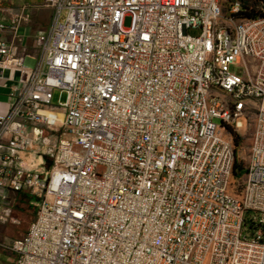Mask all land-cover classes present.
Here are the masks:
<instances>
[{
	"label": "built area",
	"instance_id": "1",
	"mask_svg": "<svg viewBox=\"0 0 264 264\" xmlns=\"http://www.w3.org/2000/svg\"><path fill=\"white\" fill-rule=\"evenodd\" d=\"M244 1L45 0L41 63L0 114V208L36 207L16 264H264V17ZM0 70L27 73L16 44Z\"/></svg>",
	"mask_w": 264,
	"mask_h": 264
},
{
	"label": "crops",
	"instance_id": "2",
	"mask_svg": "<svg viewBox=\"0 0 264 264\" xmlns=\"http://www.w3.org/2000/svg\"><path fill=\"white\" fill-rule=\"evenodd\" d=\"M52 15L53 11L45 5V1L42 5L19 8L11 4V0H0V26L2 24L7 26L5 30L0 28V40L17 45L21 63L27 70L24 75H10L8 71L0 70V114L10 111L27 85L30 72L39 67L41 63L40 37L48 32ZM62 120L63 115L58 114L57 123L60 124ZM22 155L24 156L23 164L29 165L33 153L29 151ZM8 197V201L0 208V215L5 214L9 219L13 210L20 211L22 207H33L36 215L35 199L29 194L11 192ZM18 224V221L12 222L11 218L8 222L0 221V264H16L18 256L9 249V246L13 241L26 235L31 226L30 224L23 236L13 238L9 235L12 231L21 232V228L13 229L14 225Z\"/></svg>",
	"mask_w": 264,
	"mask_h": 264
},
{
	"label": "rangeland",
	"instance_id": "3",
	"mask_svg": "<svg viewBox=\"0 0 264 264\" xmlns=\"http://www.w3.org/2000/svg\"><path fill=\"white\" fill-rule=\"evenodd\" d=\"M45 0H11V4H13L15 7H23V6H29V7H32V6H36V5H42L43 2ZM231 1V0H229ZM131 25V20L130 19H127L125 21V26L126 27H130ZM232 70L238 74H241V71L240 70H236L235 68H232ZM66 98H67V94L66 93H62L61 91L57 90L55 93H54V98H53V101H52V104L54 106H59L61 103H64L66 101ZM57 113H60L57 111ZM218 124L221 123L220 120H217L216 121ZM232 131L234 132L235 136H238L240 138V141H239V147H244L245 148V153H243V151L241 152V158H244L246 157V153H247V149L250 145V138L252 136V131H249L247 133H238L236 132V130L232 129ZM237 146V145H236ZM238 152L240 153V149L238 148ZM248 154V153H247ZM30 161H34V157H31ZM241 162L244 164V162L241 160ZM18 210V209H16ZM20 211H24L25 213H21L20 211H12L11 214L9 215V220L10 218L12 219H15L16 221H18V225H14L13 229H19L21 228V232H11L9 235L10 236H13V238H18V237H21L23 236L27 230H28V227L30 226V224L34 221V218H35V211H34V208L33 207H22L19 209Z\"/></svg>",
	"mask_w": 264,
	"mask_h": 264
},
{
	"label": "trees",
	"instance_id": "4",
	"mask_svg": "<svg viewBox=\"0 0 264 264\" xmlns=\"http://www.w3.org/2000/svg\"><path fill=\"white\" fill-rule=\"evenodd\" d=\"M235 1V0H231ZM241 19L251 20L256 19L259 17H264V14L258 10V2L257 0H245L243 2V11L241 12L240 16ZM236 145H239L240 138L238 136H235ZM244 174V169L242 168V165L236 164V172L235 175L240 177ZM15 212V210H13ZM256 229L253 222L249 220L248 218L245 222V230L247 232H253Z\"/></svg>",
	"mask_w": 264,
	"mask_h": 264
}]
</instances>
